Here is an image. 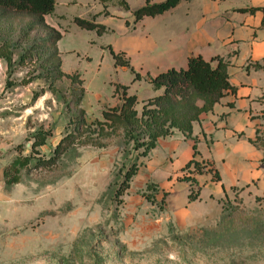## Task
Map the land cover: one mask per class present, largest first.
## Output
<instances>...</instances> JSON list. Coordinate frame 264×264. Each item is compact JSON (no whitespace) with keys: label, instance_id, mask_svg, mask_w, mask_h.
I'll list each match as a JSON object with an SVG mask.
<instances>
[{"label":"rangeland","instance_id":"obj_1","mask_svg":"<svg viewBox=\"0 0 264 264\" xmlns=\"http://www.w3.org/2000/svg\"><path fill=\"white\" fill-rule=\"evenodd\" d=\"M67 1L57 2L45 17L54 32L36 28L26 34L27 17H11L0 27V44L16 43L10 70L0 58V264H264V98L251 117L254 154L245 161L243 179L192 203L186 202L188 191L176 186L184 183L179 182L184 173L175 170L184 150L165 165L171 173L161 175L156 168L154 178L145 177L154 160L151 151L142 157L120 138L107 140L103 148L75 145L47 164L79 109L91 123L119 104L109 97L114 80L123 78L113 71L108 51L94 43L105 44L106 37L72 22L86 19L83 5L100 0ZM130 6L136 9L137 3ZM53 33L61 36L55 43ZM59 72L78 73L79 106H74L79 84L57 79ZM38 74L48 76L21 85ZM141 105L138 101V112ZM37 133L46 140L32 150ZM31 150L18 183L6 185L3 169ZM37 160L46 164L37 167ZM133 164L136 174L116 196Z\"/></svg>","mask_w":264,"mask_h":264},{"label":"crops","instance_id":"obj_2","mask_svg":"<svg viewBox=\"0 0 264 264\" xmlns=\"http://www.w3.org/2000/svg\"><path fill=\"white\" fill-rule=\"evenodd\" d=\"M61 1L55 0V6ZM116 1L100 0L96 6L85 4L81 7L82 17L94 18L95 23L111 30L98 36H105L106 39L105 44L94 41L96 46L105 49L109 45L114 52L124 54L135 72L151 77L168 69H184L187 59L192 56H200L207 62L220 58L227 64L230 84L236 88L235 95L226 93L210 112L202 114L192 124L189 138L174 131L170 137L158 139L151 150L154 162L146 167L145 177L154 178L151 172L156 168L162 169L159 170L161 175L171 173V166L163 170L165 165H171L169 158L173 156L175 161L176 156L184 150L175 170L182 168L192 158V146L195 144V159L211 162L221 178L215 184L208 174L196 175L195 179L201 186L199 198L204 194H218L221 185L224 190L232 187L243 179L248 168L245 161L254 154L248 142L252 139L255 126L251 117L260 109L259 98H264V71H245L247 65L264 61L262 13L256 11L250 14L239 10L264 8V0H189L180 2L161 15L144 17L132 28L131 13L135 9L131 8L130 3H137L139 8L146 0H123L128 10L116 6ZM149 1L158 3L163 0ZM98 3L101 4L99 8ZM66 4H69L67 0ZM108 5L112 8L109 9ZM104 13H108V16ZM113 71L127 80L124 84L120 83L123 78L113 83L127 86V92L135 95L139 102L156 94L147 82H133L127 68L113 65ZM114 100L119 102L117 95L111 93L109 102ZM176 186L182 187L184 193L188 190L184 183ZM185 195L187 197V192Z\"/></svg>","mask_w":264,"mask_h":264},{"label":"trees","instance_id":"obj_3","mask_svg":"<svg viewBox=\"0 0 264 264\" xmlns=\"http://www.w3.org/2000/svg\"><path fill=\"white\" fill-rule=\"evenodd\" d=\"M186 1L189 0H163L158 3H150L149 0H146L144 5L132 11L131 28L144 17L161 15L175 8L180 2ZM116 6L128 10L123 0H117ZM54 7L55 0H0V27L11 17H27L31 21L26 25V34L36 28L54 32L45 23V17L53 14ZM239 11L250 14L256 11L261 12V27L264 28V8L240 9ZM104 14L108 16V13ZM72 22L80 30L92 31L97 36L111 32L105 26L95 23L94 18L74 17ZM125 25L128 26V23L126 22ZM60 38L58 33H53L51 36L53 43ZM15 47L16 43H12L11 40L0 44V58L5 60L8 70L12 67V51ZM105 49L109 52L114 66L127 68L132 75L133 82L140 80L147 82L156 94L142 100L141 109L138 112L135 109L138 104L137 97L126 93L127 86L114 84L113 94L118 95L119 104L102 110L100 119L91 123L85 121L84 110L79 109L78 116L66 126L61 140L53 150V158L49 159L47 164H52L56 158L75 145L103 148L106 146V141L113 138H120L125 145L131 144L133 150H141L140 156L147 157L148 153L155 148L158 139L170 137L174 131L189 138L192 124L202 114L210 112L226 93L231 95L236 93V88L229 82L227 64L220 58L207 62L200 56H192L187 59L184 69H168L151 77L150 75L141 76L135 72L123 53L114 52L109 45ZM23 61V57H21L19 62L22 64ZM250 69L264 71V61L245 67V71ZM57 74V79L66 77L71 83L76 81L79 84L80 95L74 104V106H79L83 88L81 87L82 80L78 79V73L63 75L59 72ZM47 76L48 74L45 76L38 74L32 79L23 80L21 85L31 83L34 79H45ZM46 136L43 133H37L31 145L32 150L35 147L43 146ZM248 142L251 144L252 140L249 139ZM32 150L29 155H18L3 169L2 177L6 185L18 183L20 170L26 168L32 160ZM192 150V158L180 168V172L184 173V176L179 179V182L188 185L187 203L196 201L201 192V186L195 179L196 175L212 174L210 180L214 183L220 182V177L211 162L195 159L197 155L195 144L192 146ZM43 164L46 163L37 160L36 166L41 167ZM137 170V165L133 164L124 172L115 191L116 196H121L128 188V182ZM166 194H163V199Z\"/></svg>","mask_w":264,"mask_h":264}]
</instances>
